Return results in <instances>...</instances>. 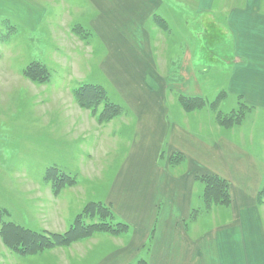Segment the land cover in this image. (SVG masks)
I'll list each match as a JSON object with an SVG mask.
<instances>
[{"label": "rangeland", "instance_id": "374dc122", "mask_svg": "<svg viewBox=\"0 0 264 264\" xmlns=\"http://www.w3.org/2000/svg\"><path fill=\"white\" fill-rule=\"evenodd\" d=\"M88 1L0 0V155L6 160L0 169V231L7 223L46 239L64 235L80 215L86 227L99 223L83 216L89 204L111 214L105 223L124 227L116 234L96 232L32 254L11 249L0 234V264H181L166 252L177 249L164 231V208L175 205L167 202L172 195L177 196L180 217L173 226L182 232L173 240L182 241L184 234L195 243L187 248L191 259L196 260L200 245L201 262L209 261L208 235L234 226L237 218L244 224L237 236L245 238V245L257 243L245 211L254 205L264 216V198H259L264 186V68L263 73L244 68L245 57H237L242 53L240 26L231 30V48L220 35L214 37L209 24L228 35L223 28L228 18L240 24L247 1L249 18L259 17L258 11L264 15V0H164L161 13L170 23L164 36L171 45L151 51L155 57L162 53L170 67L137 65L142 71L138 81L144 74L145 85L134 90L128 86L132 80L123 79L133 68L128 62L135 64L131 54L149 50L144 40L129 39L136 28L129 24L133 20L126 9L132 0H113L120 4L116 17L100 20L103 28L109 26L106 31L115 33L114 40L106 41L98 37L102 28L97 31L98 16ZM101 1V7L108 5ZM141 10L134 21L140 22ZM148 11L143 10L144 19ZM255 27L250 22V30ZM255 34L246 37L245 55L249 63L264 67V48L259 49ZM108 46L118 55L115 64L103 69ZM30 66L47 79L27 78L24 72ZM193 73L196 88L189 86ZM84 85L103 93L95 112L75 96ZM105 105L118 111L101 121ZM141 111L156 118L164 115V130L157 119L144 121L156 125L153 137L136 132L135 117ZM228 144L257 160V184L233 173ZM156 168L164 188H157L154 200H146L142 193L150 185L142 183L153 180ZM210 177L227 185V204L206 201L203 179ZM230 245L241 244L231 240ZM253 248L249 256L260 258Z\"/></svg>", "mask_w": 264, "mask_h": 264}, {"label": "crops", "instance_id": "0c3cea01", "mask_svg": "<svg viewBox=\"0 0 264 264\" xmlns=\"http://www.w3.org/2000/svg\"><path fill=\"white\" fill-rule=\"evenodd\" d=\"M100 1L99 0H97V1L89 0L88 2H90L92 4V7H91L92 9L90 8V10H92L93 14H97V16H98L97 21H96L97 31H98L99 26H101V28H102V30L98 31L99 32L98 37L102 41L111 40L114 38L113 35L115 33L112 34L109 31H106V27L108 29L109 26L104 25V28H103L100 20H103L105 18V16L106 17L108 16L107 18H113L114 16L116 17L115 9H118V7H120V4L114 3L113 0H107L106 2L108 5H104L105 7L104 6L101 7V5H103L104 1H101V2ZM138 2H140L141 5H139V4L137 5ZM150 2L151 3L149 5L148 2L143 3L142 1H139V0H132L128 4V6L126 7L129 16L132 17V20H133V21H130L129 24L136 27L135 29H133L134 32L131 33L129 39L133 40L135 42H137L138 40H144L147 43L145 45L147 46V48L149 50V52H147V51L137 52V50H138L137 44H136V48L132 47V50L134 52L139 53V54H134V55L131 54V56L136 57V59L134 60L136 67H135V64L133 63V61H129L128 63L130 65H133V68L129 71L127 70L128 71L126 73L127 76H126V78L125 77L123 78L125 80H127V79L132 80L131 84L128 85L131 87L132 90L136 89L137 87L143 88L145 85L144 80H143V78H145L144 74H143L142 81H141V78H140V81H138L139 77H141L140 73H142V71L137 67V65H143L142 68H158L157 66H159V65L164 66V68L170 67V65L168 66L167 62L163 61L162 53H161V55L155 57L153 52L151 51L152 48L157 49L160 46V44H161V46L162 45L164 46L165 43L168 42V46L171 45V42L167 41L165 36H164L165 33L169 32V24H170L168 19H166V17H164L163 14L161 13V11L164 12V0H155L154 2H152L150 0ZM248 3L249 2L247 1L244 5L245 11L240 12V14H241V23L240 24H238L232 18H228L227 24L225 23V26L223 27L226 31L228 30L230 32L228 35L225 32H223L222 29L214 27V23H211L209 25L212 26L213 31L215 32L214 37H216L217 35L218 36L220 35L224 39V41L229 45V47H231V48H232V46L230 44L232 42L231 38H233L235 35L234 33H232L231 30L236 29L238 26H240L239 28H241V32L239 34V37H238V39H237V37L234 38V40L237 39L240 41V44L238 45V47L242 48V49H240V51L242 53H239L237 57H239V55L241 57H245L243 59L245 61V63H244L245 67L244 68H251L252 70H254L253 68H259L258 71L263 73V70L261 68H264V67L258 66V65L255 66L252 63H249L250 62L249 61V55H247V54L245 55V53H247V51H248V43L245 40H246V37L247 38L249 37L248 34L250 35V32H251V34H253V32H256L255 35H257V39H255V40L257 43L258 42L261 43V45H258V47H259V49L264 48V15H261V13L258 11L259 17L255 16V17L249 18L248 17V14H249V12H248V5L249 4ZM93 8H95V10ZM176 8L179 9L178 7H176ZM257 8L259 9V6H257ZM138 9H142L141 10L142 17H141L140 22H136L133 19V16L140 18V16L138 15ZM148 9H149L148 16H146V18L144 19L143 17L146 14L143 12V10H148ZM98 21H99V23H98ZM184 21L188 22V20H184ZM250 22L253 23L254 25H256V27L253 30H250ZM109 23L111 24L112 21H110ZM186 24H188V23H186ZM164 26L166 28H164ZM115 29L117 30L116 26H115ZM67 34H68V32L65 33V38H69L67 36ZM116 34L120 38H125L124 36H122V34H121V36L119 33H116ZM201 34H202V30L199 27L198 28V36H201ZM243 35H245V36L243 37ZM208 36H210V34H208ZM251 38H254V36H252ZM65 40H68V39H65ZM153 43L155 44L154 46H152ZM107 49L109 50L110 53H109L108 59L105 60L101 64V68H103V69L109 68V66H112L111 63L115 64L116 54L118 55V53H114L116 51L115 48L111 49L110 46H108ZM243 51H244V55H243ZM165 57H167V53H166ZM143 60H144V63H143ZM159 67L161 68V66H159ZM230 67L231 66L229 65V68ZM113 68H115V67H113ZM134 68H136V69L134 70ZM222 68H228V64L222 65ZM164 77H165V75H164ZM164 77H162V80ZM190 80H191V78H190ZM164 82H165V80H164ZM122 85H123V83L121 84V86ZM117 86H119V83L117 84ZM189 86L191 88L192 87L196 88V86H198V78L196 76H194V73H193L192 82H190ZM149 114L150 113H143L142 112V114H138V116L136 115L135 118L137 119V123L135 125V131L136 132L139 131V133H141L143 136H144V132H146L145 135L153 137L154 136L153 126L156 127V125L151 124V123L145 124L144 121L145 122L146 121L152 122L154 120L157 121V119H160V122L162 123L160 126H161L162 130H164V127H163L164 119H162V118H164V115L161 114L162 116L160 118L159 117L156 118L154 115H149ZM233 145L234 144H228L227 145V147L229 148V153H232L229 155L230 156L229 161H230L231 167L233 168V173L234 172L240 173L243 177H245L249 180L251 179V181L254 185L257 184L258 175L260 173L258 170L259 164H258V162L256 163L257 160L254 158L253 155H249L248 153L246 154V152L244 150H241L239 148L236 149L233 147ZM3 161H6V160L0 155V169L3 168ZM234 167H235V169H234ZM157 170L158 169L156 168L154 173L153 172L151 173L153 180L150 179V182H148L147 181L148 178H146L145 181L142 183L143 185L148 184V183L150 185L149 186L150 190L142 193L146 200L149 198H152V200H154V196L157 195V194H155L157 191V188L158 187L164 188V181L162 183V182H159V180H158L159 175L156 172ZM186 181L189 182L188 179H186ZM232 185H233V182H232ZM175 191H177V190L175 189ZM187 196L188 195H186V198H187ZM172 199L173 200L167 198V202L175 203L176 206L171 204L172 207L169 210H166L164 208V231L170 233V235H168L170 238V243H173V244L175 243V245L177 246V249L176 250L171 249L173 252L172 254H170V251H166V252H167V254L169 253L170 256H174V257L178 258L180 260L181 264H264V231L261 228V226L264 223V218H263L264 216H262L263 212L254 208V205H253V208H251V212L247 213L245 211V213L247 214L248 220H249V217L251 218V220H249L248 224H250L251 227L255 226V227H253L254 232L256 233L255 237L259 238L257 243H256V241H254V243L252 245H249L246 242V245H245V238L244 237L241 241L242 236L241 235L237 236V233H240L237 230H240L239 227L240 226L243 227L244 224L241 221L239 222V220L237 218V220H236L237 223L234 226H227V227H225V229L223 231H220V232L213 230L214 232L210 233L208 235V241L210 242L209 245H210L211 250H212V253H211L212 256L210 257L209 261H206L204 259V261L201 262L202 252L200 253V249H199L200 245L199 246L196 245L198 247V252H197L198 254H197L196 260H194V259L190 258V253H188V251H187L188 246L194 247V245H195L194 242H192L190 239H187L186 237H184V234H182V241L179 242V240H177V241L173 240L175 238L174 234L178 235L182 232L176 230L175 229L176 227L173 226L176 223L177 218H180V217H178V215H176L177 208L179 209L177 196L172 195ZM180 199H182V197ZM238 199H239V197H238ZM245 224H246V221H245ZM231 240L232 241L236 240L237 242H240L241 245H238L234 248L233 245H230ZM212 241H213V243H212ZM258 244H260L262 246V248H260L258 246ZM168 245H169V243H168ZM169 248H170V245H169ZM251 248L254 249V252H257V254L261 255V257L260 258H254V257H257L258 255L257 256H249V254L252 253ZM208 251L210 253L209 247H208ZM182 257H183V261H182ZM184 257H185V259H184ZM189 258H190V263L186 262L189 260ZM164 264H165V261H164Z\"/></svg>", "mask_w": 264, "mask_h": 264}, {"label": "trees", "instance_id": "16d2710c", "mask_svg": "<svg viewBox=\"0 0 264 264\" xmlns=\"http://www.w3.org/2000/svg\"><path fill=\"white\" fill-rule=\"evenodd\" d=\"M164 28H166L164 26ZM36 66L28 67L24 75L28 78L36 80L38 82H43L45 79L43 74H40L38 70L35 69ZM101 95L103 93L99 88H95L89 85H84L78 89L75 93L77 100L80 105L85 108H90L93 112L96 111L99 104L101 103ZM185 107H189L186 102H184ZM114 112V115L117 113L113 106L108 107L105 105L101 113V121L108 120ZM206 184V193L205 199L211 205H225L228 202V193L227 185L216 178H206L203 179ZM264 198V186L260 192V200ZM111 214L99 204H89L83 211V216L85 218L99 219L98 224H93L90 226H84L82 224V216L80 215L72 228L66 232L64 235H56L50 237V239L43 238L42 235H37L21 227L13 226L10 224H4L1 228L0 234L3 241L13 250L19 249L21 254H32L35 251H41L47 248H52L56 246H66L72 242L78 241L81 238H84L92 233L103 232L116 234L119 233L122 229V225H111L109 222L105 223L103 220L110 216ZM102 220V221H101Z\"/></svg>", "mask_w": 264, "mask_h": 264}]
</instances>
